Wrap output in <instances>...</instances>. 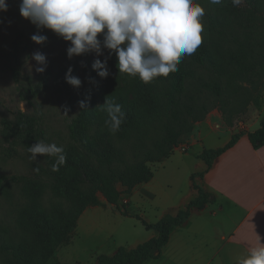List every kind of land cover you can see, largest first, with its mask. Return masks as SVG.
<instances>
[{
  "label": "rangeland",
  "instance_id": "374dc122",
  "mask_svg": "<svg viewBox=\"0 0 264 264\" xmlns=\"http://www.w3.org/2000/svg\"><path fill=\"white\" fill-rule=\"evenodd\" d=\"M20 3L21 0H7L8 11H0V174L8 177L0 181V264H17L16 248L30 241L24 209L31 205V197L27 196L24 183L12 177L25 176L31 183L39 184L42 187L40 201L46 207L65 202L63 197L56 196L51 189L50 176L46 172L49 156L39 155L37 160L31 159V153L5 131L2 121L14 120L19 112H35L40 115L46 130L45 142L67 147L72 143L69 124L79 112L82 94L89 92V107L100 110H105L106 100L117 103V91L122 87L128 89V97H135L134 87L126 83V73L119 72L112 56L108 59L110 75L107 78L99 77L92 69V63L97 58L94 53L69 59L67 48L70 42L64 41L51 30L38 29L31 21L23 18ZM198 3L205 8L201 45L207 51L208 60L202 67L196 64L193 54L182 58L180 64L186 65L192 72L189 95H197L198 92L197 85H192V82L213 77L212 62L216 60L218 63L217 58L235 48L234 39L255 37L252 40L258 41L264 33V0H244L238 7H233L232 0H223L219 5L210 4L208 0H199ZM38 32L48 37L46 43L36 44L32 41L31 36ZM37 51L45 54L48 59L44 73L35 71L36 61L31 59V54ZM107 56L109 53L105 49L104 55L99 58L104 60ZM70 66L74 69L73 74L82 81L78 89L65 80ZM14 67L20 69L22 85L28 78L38 84L45 82L34 106L21 97V85L14 78ZM241 84L245 88L244 93H248L243 106L245 110L235 118L232 127L224 121L222 111L213 108L210 99L213 96L206 91L202 97L212 107L202 120H206V125L197 126L201 121L196 122L193 130L181 137L170 158L163 160V163L150 164L173 203L181 201L190 191L191 174L199 171V164L202 163V159L197 156L198 152L204 147L222 146L230 139L231 132L258 127L257 121L264 112V78L255 90L246 82ZM197 131L202 135L203 144L198 141L189 147V140L197 136ZM140 187L130 194L129 205L125 201L128 193H123L118 205L107 202L99 193V203L85 209L69 241L57 248L48 264H55V261L59 264H95L100 254L111 253L118 246L134 247L154 236L155 230L147 229L136 216L150 223L158 221L159 212L155 207L158 199L142 193ZM123 209L127 215L123 214Z\"/></svg>",
  "mask_w": 264,
  "mask_h": 264
},
{
  "label": "trees",
  "instance_id": "16d2710c",
  "mask_svg": "<svg viewBox=\"0 0 264 264\" xmlns=\"http://www.w3.org/2000/svg\"><path fill=\"white\" fill-rule=\"evenodd\" d=\"M252 39L256 38L234 39L235 48L226 52L227 56L217 58L218 63L216 60L212 62L213 77L191 83L197 85V95H189L192 72L184 64H179L178 71L168 77L161 76L150 83H144L139 76L126 74V83L134 87L135 97H128L126 87L117 91V103L122 106L126 118L116 132L111 131L106 123V110L89 107L91 95L89 92L82 94L80 101L86 97L90 99L87 108L80 107L69 124L72 143L63 147L66 162L58 171H52L51 165L56 157L49 156L47 159L46 172L50 176L51 189L65 202L46 207L40 201L42 187L39 184L31 183L25 176L12 177L24 183V190L31 197V205L24 209L30 241L16 248L17 264H48L57 248L69 241L85 209L99 203V193L107 202L118 205L123 193L151 181L154 171L150 164L170 157L181 137L190 133L194 124L202 121L212 109L202 97L206 91L213 96L210 98L213 108L222 111L224 121L232 127L235 118L245 110L243 106L248 93H244L241 82L250 84L255 90L264 78V33L258 41ZM111 56L117 65L116 55L113 53ZM193 57L198 66H205L208 59L204 45L197 48ZM13 74L16 82L20 83L18 67L13 68ZM20 85L21 97L34 106L45 82L38 84L28 78L25 84ZM248 92L251 93L249 89ZM2 123L5 131L15 137L26 151L37 140L46 141V130L40 115L35 112H19L14 120L4 119ZM245 134L255 149L264 145V113L257 129L239 130L225 145L205 148L198 157L210 168ZM201 174H191L193 187L198 193L175 214L167 213L154 223L136 216L147 229H154L156 236L133 248L120 246L111 255L100 254L96 264H143L160 256L172 232L182 226L194 210H202L213 201V195L195 182V177ZM6 179L7 176L0 174V181ZM123 214H128L125 209ZM55 264L59 262L55 261Z\"/></svg>",
  "mask_w": 264,
  "mask_h": 264
},
{
  "label": "clouds",
  "instance_id": "9594fccd",
  "mask_svg": "<svg viewBox=\"0 0 264 264\" xmlns=\"http://www.w3.org/2000/svg\"><path fill=\"white\" fill-rule=\"evenodd\" d=\"M219 5L223 0H208ZM244 0H232L238 7ZM23 18L38 29H48L70 42L67 56L72 59L94 53L97 57L92 69L99 77L110 75L108 59L114 53L118 70L129 76H139L144 83L158 77H168L178 71L182 58L194 54L202 44L205 8L196 0H21L19 5ZM0 11L7 12V0H0ZM102 37V39H101ZM36 44H44L48 37L39 32L31 36ZM108 50L109 56L99 57ZM36 61L35 71L44 73L48 67L47 56L39 51L31 54ZM69 67L66 82L80 88L82 81ZM86 97L79 102L87 108ZM106 123L116 132L126 118L122 106L106 100ZM31 159L39 155L54 156L52 171H58L66 162L64 148L55 143L37 140L28 148ZM236 264H264V242L258 235L255 246L246 256L238 257Z\"/></svg>",
  "mask_w": 264,
  "mask_h": 264
},
{
  "label": "crops",
  "instance_id": "0c3cea01",
  "mask_svg": "<svg viewBox=\"0 0 264 264\" xmlns=\"http://www.w3.org/2000/svg\"><path fill=\"white\" fill-rule=\"evenodd\" d=\"M205 122L201 121L197 126H204ZM253 130L247 127V131ZM202 139L197 131V136L189 140V147L198 141L203 144ZM199 165V171L192 172H202L195 177V182L213 195V201L202 210H194L190 218L172 232L160 256L143 264H236L238 257L246 256L256 245L258 235L264 242V145L255 149L245 134L210 168L203 160ZM139 186L142 193L158 199L155 205L159 212L158 220L167 213L175 214L184 208L198 193L191 180L190 191L181 201L173 203L154 173L151 181L137 185L128 193L127 205L131 203L130 194ZM118 247L104 254L111 255Z\"/></svg>",
  "mask_w": 264,
  "mask_h": 264
}]
</instances>
